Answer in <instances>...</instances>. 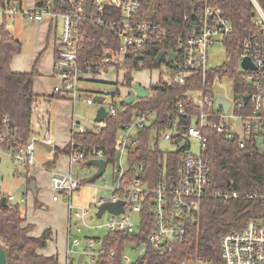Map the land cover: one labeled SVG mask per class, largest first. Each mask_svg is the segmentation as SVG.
<instances>
[{"label":"built area","instance_id":"obj_1","mask_svg":"<svg viewBox=\"0 0 264 264\" xmlns=\"http://www.w3.org/2000/svg\"><path fill=\"white\" fill-rule=\"evenodd\" d=\"M60 1L57 5L56 0L53 8L50 5L51 0H34L35 7L31 11L21 9L17 3L0 11L2 15L7 16L21 14L31 22L49 18L50 29L53 30L55 39L53 76L58 79V83L52 89L54 96L72 102L82 99L86 105L98 104L93 100L97 96L103 98L109 96L110 99H114L117 96L116 89L107 93L105 90L94 91L91 96H84L86 90L82 87L83 82H91L94 76L112 72L114 77L112 83L118 84L119 93L125 99L129 93L124 87V66L133 63L138 57H143V51L151 41L167 39L166 30L160 24L146 18L141 9L143 0H91L88 15L85 12L87 0ZM250 1L254 9L251 17L254 31L241 42L242 53L239 65L244 58H248L255 68L246 70L240 66L245 75V84L248 83L245 80L246 74L249 75L251 83L248 85L253 88L252 93L238 94L232 84L235 100L229 103L223 99L228 103L227 109L216 105L213 86L216 80L224 77L214 78L212 85L208 81V74L212 70L208 63V51L215 44H221L225 50L223 40L231 34L232 28L222 10L212 5L209 0H191L192 15L186 14L183 17L187 25L179 33L178 52L164 53L157 69L159 78L168 84L183 86L199 78L200 88L190 92L199 93L198 96L194 98L188 94L187 97L198 111L197 115L193 116L192 124L180 130L173 124L171 128L159 131V140L171 142L175 146L173 152L180 153L175 176L168 175L165 159L160 167V179L152 188L149 182L142 178L146 171L144 164L136 168L135 177L127 176L129 167L127 157L139 146V135L155 121V113L151 110L138 112L131 121L120 124L115 143L117 156L114 163L108 162L105 150L97 144L89 145L87 151H71L67 155L70 167L91 159L104 160L105 169L108 165L112 167L113 181L111 187L107 189L108 196L97 201L96 206L98 209L104 202L117 200H122L124 204L123 212L120 214L104 212L107 213L108 220L103 226L107 228L108 233H136L141 223L145 224L148 222V217L151 218L152 230L147 237V245L138 247L141 251L133 260L123 255L124 264L141 257L147 246L171 252L175 246L187 244L188 226L194 221L202 200H244L264 204V193H238L231 190L211 189L210 163L204 155L206 146L204 130L209 127L228 140L235 139L239 147H244L248 141L255 142L257 137H264V12L255 0ZM116 12L117 15L119 14V19H115ZM104 15L112 19H106ZM58 21L60 27L57 26ZM97 28H109L115 34L113 40L107 38L99 40L94 35ZM97 43L104 46L100 59H96L94 53L85 51L88 46ZM168 53H175L176 56L163 72ZM142 65L143 62H139L136 64V69H140ZM232 83H234L233 79ZM244 97H248L246 104L243 101ZM104 101L98 105L105 108V119L107 115L115 116L116 109L110 102L105 106ZM44 105L43 98L36 99L32 103V134L29 142L22 148L2 149V143L12 132L8 117H3L0 153H12L13 155L10 156L13 160L28 167L33 162V145L36 141L52 144L53 137L47 136L44 139L39 137L41 127L48 129L51 123L49 110ZM177 111L181 115L187 114L182 104L177 106ZM105 119L101 122L94 121L90 129L98 131L105 127ZM73 127L74 132L86 131L85 127L77 123H74ZM190 140L197 144V151L192 149ZM162 152L167 153V151ZM79 185L80 181L73 177L72 171L68 174L52 173L50 181L52 199L66 203L70 218L73 217L75 220L76 233L81 231L79 225L87 227L85 219L89 216V211L71 203L72 194ZM122 195L128 198V209ZM6 198L9 203H15L12 195L7 194ZM24 202L25 199L21 197L19 203ZM127 210L138 215L137 224L132 222ZM96 227L100 226L90 228ZM103 238L85 237L83 250L77 253L75 258H69L70 252L67 249V259L64 264H76L79 255H82L80 264H95L99 259L115 257V251L106 250ZM72 245L80 246L81 241L75 239ZM126 248L137 249L133 244ZM194 264H264V223L249 221L241 231L226 233L220 240L217 258H198Z\"/></svg>","mask_w":264,"mask_h":264},{"label":"trees","instance_id":"obj_2","mask_svg":"<svg viewBox=\"0 0 264 264\" xmlns=\"http://www.w3.org/2000/svg\"><path fill=\"white\" fill-rule=\"evenodd\" d=\"M209 1L219 7L229 19L232 32L223 40L227 60L209 72L208 81L212 85L216 77L231 78L236 93L250 94L253 88L245 84L244 76L238 73L237 67L242 53L241 42L254 31L251 23L253 5L250 0ZM255 1L264 12V0ZM16 2L17 0H0V10ZM60 2L57 0V5ZM190 2L191 0H143L142 12L146 18L160 24L166 30L167 39L151 41L143 51V57H138L133 63L124 66V87L127 93L132 89L134 72L159 69L155 60L160 52H178L179 33L187 25L183 17L186 14L192 15ZM104 17L112 19L108 15ZM115 19H119L117 12ZM94 35L99 40L104 38L113 40L115 34L109 28H97ZM103 47L97 43L88 46L85 51L94 53L97 56L95 58L100 59ZM19 52L20 43L12 37L6 22H0V131L4 116L8 117L12 130L10 137L2 143V149L22 148L29 142L32 134L31 105L36 99H45L33 92L34 78L38 75L37 62L29 72L11 71L10 61ZM141 61L142 67L136 69V64ZM106 84L114 85L117 90L116 98L110 101L116 109V115H107L105 127L98 131L86 129L83 133L73 132L71 141L64 148L54 149L53 161L47 162L45 167L52 168L59 156L69 154L71 151H87L91 144L103 148L108 162L114 163L117 156L115 143L120 124L131 121L138 112L151 110L155 113V121L139 135V146L127 157L129 163L127 176L135 177L136 168L144 164L146 171L142 178L148 181L152 188L160 179V167L164 159L167 160L168 175L175 176L180 153L179 151L163 153L159 150V131L171 128L173 124L179 130L192 124L193 116L197 115L198 111L187 97L190 92L200 88L199 78L183 86L168 84L159 78L150 85L147 97L136 99L130 104H122L121 109L117 108L123 99L117 88L118 84ZM50 98L62 99L54 95ZM179 104H182L187 114L178 113ZM204 135L206 138L204 155L210 163L211 189L264 193V154L258 151L254 141H248L244 147H239L235 139L228 140L211 127L204 130ZM85 162H82L81 166H84ZM25 168L27 169V166ZM31 181L32 177H26V185ZM3 198L4 205L1 204ZM35 203L37 204L36 199ZM249 221L264 223V204L244 200H202L194 221L188 226L187 244L177 245L171 252L147 246L143 255L129 264H194L198 258H217L221 238L226 233L241 231ZM24 222V213L19 204L9 203L6 196L0 194V247L5 252L6 264H58L55 255L37 254V250L44 249L52 238L51 231L46 230L38 237H31L28 235L31 226H23ZM151 230V218L148 217V222L141 223L136 233H108L103 238L104 246L107 251H115V257L99 259L95 264H124L122 256L125 248L132 244L136 248L147 245V237Z\"/></svg>","mask_w":264,"mask_h":264},{"label":"rangeland","instance_id":"obj_3","mask_svg":"<svg viewBox=\"0 0 264 264\" xmlns=\"http://www.w3.org/2000/svg\"><path fill=\"white\" fill-rule=\"evenodd\" d=\"M5 16V18H4ZM5 21L6 25L10 32H12V35L16 38V40H20L22 43V49L21 52L23 54H32L34 52V42L32 38V33L29 31V27L33 24L27 21L26 18H23L21 14H16L15 16H7L2 15L0 11V22ZM13 24L16 25V31H13ZM26 25V27L24 26ZM57 26L60 27V21L57 22ZM22 27L23 29H21ZM50 39L53 37V30H50ZM14 38V39H15ZM208 57H209V67L211 69L218 68L221 65H223L226 60V53L224 48L221 46V44H215L213 45L209 51H208ZM238 73L243 74L241 71L239 61H238V67H237ZM112 72L109 74L103 76L104 74H100L99 76L96 75L93 78H91V82H83L82 87L86 90L84 91V96H91L94 91H102L105 90V92H114L116 89L114 85L106 84L105 82H112L114 81V77L112 76ZM133 76L135 78V82H140L141 85H143L146 88H149L151 84L155 83L159 78V70H144V71H138L134 72ZM245 76V75H243ZM249 84L251 83V80L249 78V75L246 74L245 79ZM232 79L224 77L221 80H216L213 86V95L216 99H224L229 103H232L235 100V96L232 90ZM199 93H189L190 97H196ZM104 105L106 106L110 102V97L105 96ZM50 105H45L46 108H48ZM99 108L98 104L93 105H86L82 99L74 102V121L78 122L80 126H83L87 129H90L91 126L94 124V119L96 115V111ZM50 111V109L48 108ZM51 116V125H50V134H52V128L54 126L55 117L52 116V113H49ZM34 120V117H33ZM32 122V120H31ZM74 122V123H75ZM53 124V125H52ZM44 126H42V132L44 131ZM40 131V132H41ZM41 132V133H42ZM190 145L194 151H197V144L190 140ZM256 147L258 151L262 154H264V137L260 136L256 139ZM158 148L160 151H167V152H173L175 149L174 144L168 141L159 140L158 142ZM10 155H13L9 152H1L0 153V194H7L12 195L15 199V203H19L21 194L17 193L16 190L20 186H24L26 189V199H27V206L29 204H32L34 202L33 196L31 192L28 190V185H26L25 179L26 177H29L30 170L28 169L30 167H33L36 171H43L44 165L46 162H48L47 153L45 152L44 148L40 146L39 144L33 145V162L31 166H28L27 169L25 166L18 161H15L11 158ZM96 168L94 166L90 165H84L81 166V164L75 165L72 167V175L74 178H76L78 181H80V185L76 191L73 192L71 203L73 206L81 207L83 209H86L89 211V216L86 217L85 223L87 227L83 226L82 224L79 225L81 231L79 233H76L74 229V222L75 220L73 217L70 218V245H69V258H75L77 253H80L83 250L84 247V241L85 237H94V238H103L108 234V230L106 227L103 226L108 220L107 213H104L100 218H96V203L101 198H105L108 196L107 189L111 187L112 185V167L110 165L106 166V169L102 175V179L97 178L92 182H88L90 177L94 174ZM40 176V175H39ZM41 177V176H40ZM38 177V188L39 193L37 197V202L39 203L42 201V203H46L51 198V193H47L45 188L48 186V182L46 177L40 178ZM35 181V180H33ZM43 181V183L41 182ZM44 188V189H43ZM124 201H126V208L128 209V198L125 195H122ZM47 205V211H50V206ZM19 206H23V204L19 203ZM61 212H56L53 214V217L55 215L60 216ZM127 214L131 217V220L134 224H137L138 222V215L130 212L127 210ZM47 218V217H46ZM67 218V214H66ZM46 219L43 218L37 219V224L39 225L42 222H45ZM92 226H100L96 228H90ZM75 239H78L81 241L80 246H73L72 243ZM52 244H49V246ZM48 246V247H49ZM52 247V246H50ZM46 249V247H45ZM141 248L137 249H130L126 248L124 251V256L129 258L130 260H133L136 258V256L140 253ZM60 256V254H59ZM61 259V257H59Z\"/></svg>","mask_w":264,"mask_h":264},{"label":"crops","instance_id":"obj_4","mask_svg":"<svg viewBox=\"0 0 264 264\" xmlns=\"http://www.w3.org/2000/svg\"><path fill=\"white\" fill-rule=\"evenodd\" d=\"M16 3L21 7V9L25 11H31L35 7L34 0H17ZM21 16L25 18L23 15ZM31 23L33 24L29 27V31L32 33L35 48L34 52L32 54H23L21 52L22 43L17 39V41L20 43V52L12 57L10 61V69L13 72H29L37 62L38 75L34 78L33 92L38 97L41 96L45 98V105H50L48 107L50 109L49 113L51 112L52 116L54 115L55 117L54 126L51 132L52 134H50L51 124L49 125L48 129L44 127L45 129L43 132L41 131V127L40 131L42 133L39 132V137L42 139L47 136L53 137L52 144L50 145L52 146V150L49 152L44 148L45 152L47 153L48 162H51L53 161L54 149H62L71 141L72 133L74 132L73 124L75 122L74 102L66 99L50 98L53 96L52 89L54 85L58 83V79L53 76L55 52L54 35L50 39L51 29L49 18H45L44 20L39 22ZM24 26L26 27V25ZM20 28L23 29L22 27ZM12 29L13 31H16L17 28L15 24H13ZM10 33L12 35V32ZM12 37L15 38L13 35ZM103 76H105V74ZM133 79L135 80L134 76ZM138 83L140 84V82ZM75 123L79 124L78 122ZM67 155L68 154L59 156L55 160L52 168L48 169L45 167V165V169H43V171H36L33 167L28 168L31 169L29 177H32L33 180H35L37 197L40 190L38 188V177L41 176L40 178L42 179L44 178V176L46 177L48 186L45 188V190L48 194L51 193V198L49 199V201H47L45 204L42 203V201H40L39 203L37 202L36 204L35 199L37 200V197H33L34 202L27 206L25 189L24 194H21L20 196V199L21 197L25 199L23 206H20L25 218L23 226H31V230L29 231L28 235L31 237H38L46 230H50L52 234V238L47 242L46 249H38L37 254L43 256L55 255L58 264H64L67 259V249H69L70 245V215L66 203H64L62 200L53 201V192L50 187V181L53 172L68 174L70 173V171H72V167H70L68 163ZM41 182L43 183V181ZM46 204L50 206L49 212L47 211ZM56 212H61L62 214L60 216L55 215L53 217V214ZM43 218L46 219V221L40 223L39 225H36L37 219L43 220ZM49 244H52L50 245L52 247H50ZM59 257H61V259H59Z\"/></svg>","mask_w":264,"mask_h":264},{"label":"water","instance_id":"obj_5","mask_svg":"<svg viewBox=\"0 0 264 264\" xmlns=\"http://www.w3.org/2000/svg\"><path fill=\"white\" fill-rule=\"evenodd\" d=\"M55 2H56V0H51V2H50L51 8L54 7ZM90 3H91V0H87L86 11H85L86 15H88V13H89ZM175 56H176L175 53H168L167 59L164 63L163 72L166 71L167 66L174 60ZM163 57H164V53L160 52L156 56L155 63L157 65H160ZM240 66L246 70L247 69H251V70L255 69L248 58H244L241 61ZM154 87L156 88L157 85L155 84ZM148 95H149V89L144 88L138 82H134L133 86H132V90L129 92V94L127 95V97L125 99L120 101V103L117 105V108L121 109L122 104H130V103L134 102L136 99L145 98ZM93 100H94V102L101 104L104 101V98L97 96V97H94ZM243 101H244V104H246L248 101V97H244ZM216 105L223 107L224 109H227V107H228V103L226 101H224L223 99H217ZM105 116H106L105 108L103 106H100L96 111L94 121L95 122H101L105 119ZM35 143L39 144L40 146H42L43 148H45L49 152L52 150V146H50V145H48L42 141H36ZM84 165H90V166H94L96 168V171L88 180V182H92L101 176V174L103 173V171L105 169L106 162L102 159H91V160L86 161L84 163ZM28 190L31 192V194L34 198L37 197V190L35 187V181H31L29 183ZM16 192L19 194H23L24 193V186H20L16 190ZM4 203H5V198H3L1 200V204L4 205ZM123 204H124V202L122 200H117L115 202H104L98 207V209L95 213V216H96V218H100L105 211L108 213L115 214V215L120 214L123 212ZM81 259H82V255H79L77 258L76 264H80ZM0 264H6L5 252L1 247H0Z\"/></svg>","mask_w":264,"mask_h":264}]
</instances>
